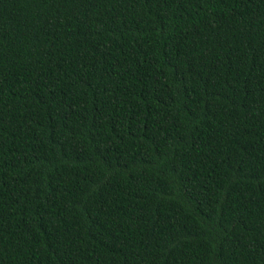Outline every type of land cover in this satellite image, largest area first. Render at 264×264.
I'll list each match as a JSON object with an SVG mask.
<instances>
[{
	"label": "trees",
	"instance_id": "16d2710c",
	"mask_svg": "<svg viewBox=\"0 0 264 264\" xmlns=\"http://www.w3.org/2000/svg\"><path fill=\"white\" fill-rule=\"evenodd\" d=\"M0 264H264V0H0Z\"/></svg>",
	"mask_w": 264,
	"mask_h": 264
}]
</instances>
